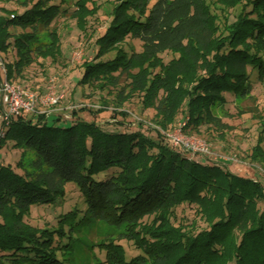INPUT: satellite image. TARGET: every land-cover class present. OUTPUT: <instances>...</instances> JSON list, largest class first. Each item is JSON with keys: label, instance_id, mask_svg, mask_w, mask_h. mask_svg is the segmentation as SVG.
Returning <instances> with one entry per match:
<instances>
[{"label": "trees", "instance_id": "obj_1", "mask_svg": "<svg viewBox=\"0 0 264 264\" xmlns=\"http://www.w3.org/2000/svg\"><path fill=\"white\" fill-rule=\"evenodd\" d=\"M26 1L23 11L0 16V53L15 57L6 65L10 80L39 60L57 63L62 56L54 24L71 9ZM90 5L95 0L77 1L82 18ZM107 16L82 59L78 85L111 87L115 73L146 62V75L131 84L143 93V105L158 103L164 119L153 128L126 124L115 118L128 115L113 108L112 120L87 121L81 108L68 114L72 124L54 113L1 123L4 144L22 153L15 166L0 163V264H75L73 234L94 222L124 226L136 251L97 244L104 264H160V254L167 264H264L263 182L192 155L165 134V118L174 112L195 128L225 107L227 95L245 99L264 83V0H115ZM128 39L140 40L142 52L127 56ZM168 51L175 58L165 67L157 59ZM258 143L250 156L256 163ZM30 153L35 158L26 166ZM66 184L78 189L80 202L57 214L56 228L30 225L33 208L62 206ZM196 221L205 227L197 230ZM171 233L177 241L167 238Z\"/></svg>", "mask_w": 264, "mask_h": 264}, {"label": "rangeland", "instance_id": "obj_2", "mask_svg": "<svg viewBox=\"0 0 264 264\" xmlns=\"http://www.w3.org/2000/svg\"><path fill=\"white\" fill-rule=\"evenodd\" d=\"M77 1L49 0V2H55L61 7L71 9L69 13L59 17L54 24L61 36L62 56L59 60L57 59L58 62L53 63L50 61L51 59L48 61L39 60L25 68L23 77H16L12 81L37 92L42 97L48 94L50 86H54L56 95L62 97L61 101L57 105L39 106L38 112L48 115L50 113L59 114L62 119H69L67 124L73 122L68 116L73 109L86 108L85 111L78 112V115L87 121H110L112 119L108 112L115 108L117 112H125L128 115V118L117 115L115 119L118 121H123L126 124L140 122L150 128L155 127L157 120L164 119V115L161 112L158 114L156 109L158 103L143 105V93L138 91L139 87L131 84L134 78H139L141 81L139 75H146L148 70L146 62L139 64L138 68L133 70L115 73L114 85L111 87L101 90L98 86L78 85L83 70L82 59L91 55L90 41L98 37L103 31L102 28L107 22L110 4L115 0H95V5L85 7L87 9H85V18L80 15ZM22 2L23 0H0V16H6L13 11H23ZM26 3H29V0ZM95 7L96 10H94ZM230 20L233 21L234 19L230 18ZM11 31L14 30L11 29ZM201 39L202 43L206 41L205 37ZM125 50L127 56L133 51L141 53L143 43L140 40L128 39ZM0 58L6 65L15 59L11 52L0 53ZM174 58L175 56L168 51L159 54L157 61L159 60L162 65L167 67ZM153 63L149 62V65ZM188 63L190 62L182 65L185 70L189 69ZM175 71L178 72V69ZM252 81L254 83L257 80L254 77ZM175 87L178 88V84ZM226 100L225 107L220 108L218 106L213 110L212 119L204 120L206 122L195 128L188 127V121L183 119L182 113L175 114L174 112V115L165 118V134L180 131L187 138L190 137L194 140L190 142L205 144L210 148L211 153L215 155L213 160L218 164L227 166L230 171L236 174H242L252 179L258 177L264 184V83L256 84L250 96L245 99H236L232 95H227ZM104 101L107 102L108 106L102 104ZM100 108H103L104 112L97 115L88 111V109L96 111ZM4 137L6 138L5 134ZM4 137L0 139V163L15 166L22 151L13 147L10 142L4 144ZM257 143L259 144L260 163L253 162L250 158L251 151ZM191 154L193 155V153ZM27 156L25 159L26 166L31 165L35 158L31 153ZM65 189L67 197L61 207L58 205L56 210L33 208L26 221L34 227L56 228L57 214L69 211L76 202H80V192L74 185L66 184ZM178 219L180 220L179 217ZM196 222L198 223L197 230L205 227L203 222ZM142 223H146V219ZM174 223L175 226H178L180 222L175 221ZM80 231L77 236L73 234V237H76L73 241L72 253L75 264H97L98 262L104 264V253L97 250L98 247L96 246L100 243L118 245L116 246L117 249H121L120 247L123 246L132 254L135 251L127 242L129 232L124 226L116 227L104 222H94L89 227L81 228ZM167 236L169 240L177 241L179 238L176 233ZM157 258L162 261L160 264L168 263L162 254ZM149 263V261L146 262V264Z\"/></svg>", "mask_w": 264, "mask_h": 264}, {"label": "built area", "instance_id": "obj_3", "mask_svg": "<svg viewBox=\"0 0 264 264\" xmlns=\"http://www.w3.org/2000/svg\"><path fill=\"white\" fill-rule=\"evenodd\" d=\"M54 88V86H50L48 94L42 97L37 92L15 83L8 78L6 64L0 58V123L7 126L11 119L19 114H35L39 113V106L57 105L62 97L56 95ZM4 134V128H2L0 139L4 137ZM166 136L174 146L181 147L189 153L207 157L215 156L205 144L190 142L194 140L190 137L187 138L180 131H175L172 134L166 133Z\"/></svg>", "mask_w": 264, "mask_h": 264}]
</instances>
